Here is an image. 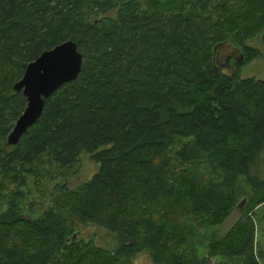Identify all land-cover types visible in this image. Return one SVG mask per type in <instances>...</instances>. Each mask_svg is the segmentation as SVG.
<instances>
[{"label": "trees", "instance_id": "16d2710c", "mask_svg": "<svg viewBox=\"0 0 264 264\" xmlns=\"http://www.w3.org/2000/svg\"><path fill=\"white\" fill-rule=\"evenodd\" d=\"M263 32L264 0H0V264H263L264 78L240 77ZM67 40L79 77L9 145L27 105L14 84Z\"/></svg>", "mask_w": 264, "mask_h": 264}, {"label": "water", "instance_id": "95a60500", "mask_svg": "<svg viewBox=\"0 0 264 264\" xmlns=\"http://www.w3.org/2000/svg\"><path fill=\"white\" fill-rule=\"evenodd\" d=\"M82 65L83 54L74 40L64 41L45 50L27 65L23 76L14 84V89L25 95L27 105L8 136L9 145L18 144L43 114L46 99L65 83L76 80Z\"/></svg>", "mask_w": 264, "mask_h": 264}, {"label": "rangeland", "instance_id": "374dc122", "mask_svg": "<svg viewBox=\"0 0 264 264\" xmlns=\"http://www.w3.org/2000/svg\"><path fill=\"white\" fill-rule=\"evenodd\" d=\"M247 43L251 46L257 47L262 51V55L255 58L249 63L244 64L240 69V77L247 78V77H255L257 79L264 78V36L262 37H253L247 41ZM238 53L235 54V57H238ZM229 60V59H228ZM242 60V59H241ZM241 62V61H240ZM230 72L231 69L228 68L226 70ZM96 170V166L92 164L90 161L84 159V163L82 166V170L80 171V178L79 180H85ZM252 176L256 179H264V154L260 156V159L257 163L252 165ZM241 185L250 190V185H247L246 180L243 178L241 180ZM248 190V192H249ZM247 192V196H244V193L240 195L239 202L237 206L242 202V205H239L233 213L226 219V221L221 224L216 230L219 234H223L226 232L234 223L235 221L243 214L244 208L246 206V201L249 196ZM253 215L255 216L256 222V239H257V249L264 252V203L260 206L256 207L253 211ZM94 234V239L97 245L102 246L104 248L115 250L119 247V240L117 239L116 235L109 230L90 225L86 229L81 232V236L90 237ZM264 264V259H262ZM135 264H155L150 260L149 255L146 252L141 253L138 257L135 258ZM209 264H233L229 260H223L220 257L212 256L209 258Z\"/></svg>", "mask_w": 264, "mask_h": 264}]
</instances>
